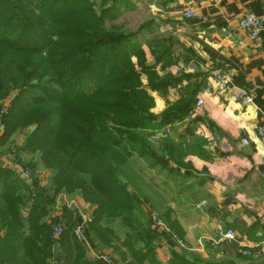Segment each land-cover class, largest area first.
I'll use <instances>...</instances> for the list:
<instances>
[{
    "label": "trees",
    "instance_id": "trees-1",
    "mask_svg": "<svg viewBox=\"0 0 264 264\" xmlns=\"http://www.w3.org/2000/svg\"><path fill=\"white\" fill-rule=\"evenodd\" d=\"M117 9V0H0V100L9 84L16 90L0 112V146L24 131L19 152L32 157L26 167L20 163L30 169L27 181L0 167V264H101L88 260L73 238L75 221L66 206L61 221H43L61 197L90 205L96 252H110L117 264H162L155 254L159 236L127 190L133 179L124 183L120 176L127 177L123 166L133 155L167 167L147 146L150 92L165 96L186 76L158 77L134 33L116 24ZM194 102L166 103L163 122L181 120ZM51 104L55 108L43 112ZM61 222L67 229L53 240L52 226ZM171 243L179 254L166 264H191Z\"/></svg>",
    "mask_w": 264,
    "mask_h": 264
},
{
    "label": "crops",
    "instance_id": "crops-1",
    "mask_svg": "<svg viewBox=\"0 0 264 264\" xmlns=\"http://www.w3.org/2000/svg\"><path fill=\"white\" fill-rule=\"evenodd\" d=\"M117 4L116 24L134 33L146 64L156 66L158 77L186 76L168 88L165 96L150 92L155 106L149 114L153 129L151 133L147 130L151 135L147 146L158 159L164 158L167 167L133 155L123 166L127 177L120 176L121 181L133 179L127 190L148 222L151 213L165 223L169 218L166 225L173 226L194 250L183 255L188 263L251 261H244L240 252L262 246L264 253V147L256 137L264 111V0H117ZM188 10L193 17H184ZM246 14L262 20L261 43L252 42L239 28L238 19ZM127 19L133 21V27ZM214 69L226 72L231 91L248 92L253 103L242 105L231 100V91L218 88L210 79ZM142 82L146 83V77ZM205 90L210 94L206 95ZM181 99L195 101L191 109L194 115L189 112L181 120L164 123L161 117L166 103ZM198 99L204 103L195 109ZM161 122L162 126L154 127ZM166 127L170 128L169 135L163 130ZM1 133L0 129V137ZM26 136L14 134L0 146V167L13 172L15 166L22 167L19 151ZM243 140L248 144L243 145ZM7 147L16 148L17 161L4 153ZM202 202L205 204L199 206ZM62 206L72 212L74 227L81 213L89 216L90 223V205L65 197L57 200L50 209L51 216L43 221H61ZM89 223L85 232L89 248L95 250ZM61 225L67 229L66 222ZM118 226L114 224L116 235L122 236ZM153 226L151 229L159 236L156 258L166 264L179 250L160 228ZM217 228L231 229L235 239L224 242L218 251L200 248L201 240Z\"/></svg>",
    "mask_w": 264,
    "mask_h": 264
},
{
    "label": "built area",
    "instance_id": "built-area-1",
    "mask_svg": "<svg viewBox=\"0 0 264 264\" xmlns=\"http://www.w3.org/2000/svg\"><path fill=\"white\" fill-rule=\"evenodd\" d=\"M194 16V13L190 10L186 11L184 13L185 18H191ZM238 26L240 29L245 31L250 38V40L254 43H261V34H262V20L251 15H241L238 19ZM210 79L213 81V83L220 89L231 91L230 89V77L229 75L222 71L221 69H214L211 70L209 73ZM205 94H210L209 90H205ZM230 98L234 102L240 103L242 105H249L253 103V98L249 95L248 92L237 89L232 90L230 92ZM204 101L202 99H198L195 103V109L200 108L203 105ZM195 110L190 111L189 115L193 116ZM262 114V122L258 125L256 129V137L260 144L264 147V111ZM1 129V127H0ZM171 133L170 128H165V134L169 135ZM216 140H218V137L214 136ZM243 145H247L248 142L246 140L242 141ZM12 152V151H11ZM12 156V153H10ZM16 174L19 175L22 179L25 181L29 180L31 178L30 170L24 168L15 166ZM205 203L202 202L199 206H203ZM151 223L163 230L169 237L170 241L173 243H176L177 246L185 251H194L186 242L179 239L176 235L172 234L168 227L165 225L164 221L161 220L158 216L155 214H150L149 216ZM89 223V216L87 214L81 213L79 223L76 225V227L72 231L73 238L81 244L85 250L89 252V258L92 261H99L101 264H117L114 262V260L108 255V254H102L98 253L95 250H92L89 248L87 236H86V227ZM61 225V224H60ZM59 224H55L52 226V233L51 237L53 240H58L63 233V227H61ZM235 239V234L231 229H224V228H217L213 231L212 235L209 237H206L201 240L199 243L200 248H208L212 251H218L224 242H230ZM240 255L244 257L245 259H249L253 262H258L260 260L264 259V253L262 252V246H258V248H246L240 252Z\"/></svg>",
    "mask_w": 264,
    "mask_h": 264
},
{
    "label": "rangeland",
    "instance_id": "rangeland-1",
    "mask_svg": "<svg viewBox=\"0 0 264 264\" xmlns=\"http://www.w3.org/2000/svg\"><path fill=\"white\" fill-rule=\"evenodd\" d=\"M96 3H98L99 2V0H94ZM108 1H110V0H108ZM96 6V11L98 10V7H99V4H97V5H95ZM116 11V10H115ZM118 11V10H117ZM127 24H129L131 27H133V21L131 20V19H127ZM140 46V45H139ZM14 78V76H11V77H7V78H5V81L7 82V83H9L12 79ZM7 96L5 97V99H1L0 100V112L2 111V110H4V108H9V105H10V102H11V99H12V97H13V95H15L16 94V90L15 89H13V86L11 85V84H9L8 85V91H7ZM152 97V96H151ZM26 101V100H25ZM154 106H155V102H154ZM154 106H153V108H154ZM50 107L52 108H55V106H53L52 104L51 105H49V106H46V108H45V110H43V112L44 111H47L46 109H50ZM31 108H28L27 110H26V113L30 110ZM151 111V110H150ZM30 113V111L28 112V114ZM149 119H151V117H149ZM52 125H55V123L57 122V119L56 118H53L52 119ZM152 122L153 121H148L147 120V122H146V124H145V128H146V134H148L147 133V130L148 129H150L149 130V133H151L150 131L153 129V124H152ZM3 123H4V120H3ZM162 123L163 122H161V123H157V124H154V127L155 126H162ZM151 125V126H150ZM30 127H35V125H30ZM110 128H112V127H110ZM34 129V128H33ZM163 130H165V128L163 129ZM140 133L142 134V131L140 130ZM15 134H17V135H25V132L24 131H22V132H15ZM16 138H20V137H16ZM12 151V152H11ZM6 155L7 154H10V153H12V156H14V159L17 161V159H16V157L18 156L17 155V151H16V148H13V147H11V148H6V150H5V152H4ZM32 157L31 156H29V157H26L25 155H22V154H20V156H19V161H21L20 163L23 165V166H25L26 167V164H27V162H28V160L29 159H31ZM36 158V157H35ZM34 158V159H35ZM14 160V161H15ZM28 169V168H27ZM28 170H30V169H28ZM39 173H44L45 174V171L44 170H39L38 171V174ZM41 185H44L43 183L41 184ZM81 204V203H80ZM56 224H59V223H56ZM55 225V224H54ZM60 225V224H59ZM61 226V225H60ZM62 227V226H61ZM63 231H64V229H63ZM110 252H106L105 254H109Z\"/></svg>",
    "mask_w": 264,
    "mask_h": 264
},
{
    "label": "water",
    "instance_id": "water-1",
    "mask_svg": "<svg viewBox=\"0 0 264 264\" xmlns=\"http://www.w3.org/2000/svg\"><path fill=\"white\" fill-rule=\"evenodd\" d=\"M245 264H264V259L258 262L249 261V262H246Z\"/></svg>",
    "mask_w": 264,
    "mask_h": 264
}]
</instances>
